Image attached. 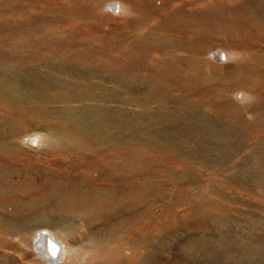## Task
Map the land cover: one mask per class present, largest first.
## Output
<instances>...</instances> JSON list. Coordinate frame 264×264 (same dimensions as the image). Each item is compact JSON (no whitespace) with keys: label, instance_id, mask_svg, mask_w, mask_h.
I'll return each instance as SVG.
<instances>
[{"label":"rangeland","instance_id":"374dc122","mask_svg":"<svg viewBox=\"0 0 264 264\" xmlns=\"http://www.w3.org/2000/svg\"><path fill=\"white\" fill-rule=\"evenodd\" d=\"M255 1L0 0V72L2 71L0 77H3L0 81L2 80L1 82L6 83L3 84L0 82V91H2L0 92V97L2 98H0V126L2 125L0 130L1 128L3 129V131H0V264H44L38 259L35 254L37 252L34 251L32 246L33 233L40 229L53 231L60 238L62 237V239H65L68 244L75 249L73 250L74 257H72V261L70 260V257H67V260L65 259V261H61L62 263L60 262V264H68L69 262V264H93L95 263L94 261L99 258V255L103 253L102 251L105 250V248L106 250L104 252L108 251L110 256H112V259L110 257L112 264H264V178H261L264 177V155L262 154L264 153V141H262V139L264 140V0ZM165 41L167 43H165ZM135 43H139L140 45ZM137 47L141 49H138ZM173 48L175 49L173 50ZM138 51H140V53ZM78 52H80V54ZM161 52H163V54H161ZM67 53L69 55H67ZM219 53H222V57L219 56ZM73 54H75V56H73ZM78 54L80 56L79 60L82 59L80 60L81 62L78 60ZM125 54L128 56L126 57ZM135 55L140 57L138 58ZM68 56L69 58H67ZM70 57H73L75 60L72 58L70 59ZM32 58L36 60L33 61ZM44 58L46 59V63L43 60ZM178 58L179 62H176ZM170 59H173V61H170ZM62 60L68 62L65 63ZM135 60H137V62ZM180 60H183V63H181L179 67L177 64L181 62ZM29 61L30 64H28ZM63 63H65L66 66ZM69 63L72 67L71 65L69 66ZM118 63L121 64L119 65ZM163 63H169V66L176 64L177 67L175 66L174 69L176 72L173 71L175 74H169L166 69V73L162 71L163 73L160 72L158 74L159 76L157 75L158 79L155 86H152V88L155 87L153 89L158 90V88L161 89L164 86L163 89H161L164 93L157 92L159 97H156V93H154V97L150 100V111H153L154 108L159 105H163L162 107L166 106L164 108V114L168 116L165 117L167 121L164 119L155 124L145 123V125H143L144 123H142L140 126L136 127L134 126L135 124L131 125V127L118 125L121 129L123 128L122 130L115 125V138L125 141V144L119 147L115 146V151L114 149L101 148V151L98 153L94 152L93 149L96 147L92 142L86 140V138L84 139L83 133L79 130L77 131L74 127L66 126L68 120L67 118H64V113H66V116L67 113H69L67 117L70 115H77L78 108L86 103H88V105L86 104L87 106L103 104L102 106L111 107L112 109L114 108L113 110H120L122 112L132 111L137 113L138 110V113H140L143 108L138 102H134L135 105L126 102L127 98L129 97L131 99L132 95L130 93L125 94L124 89L120 95L118 94V96H107L100 100L99 98L96 100L97 98L95 99L91 97L80 100L79 97H74V99L71 100H62L56 96L54 97L56 91L59 90V87L64 91L67 89L74 90V88L81 89L88 85L90 83L89 81H92L102 90L116 89L113 82L104 81L102 79L114 78V75L115 77H120L119 75L123 74L122 76H125L126 80L129 76H132V74L130 72L121 74L117 71L127 69L129 66L136 68L138 66H144L145 69H143V72L140 74L150 75V73L152 74L150 70H154L155 66H160ZM52 64L56 66L54 67ZM191 65L195 67H192V70ZM108 68L111 70L113 69L112 71L115 72L113 73ZM77 69L79 71H77ZM194 69L197 71H194ZM34 71L36 72L34 73ZM184 71L186 72L184 73ZM179 72H181V74H178ZM40 73L44 74L42 75ZM76 73H78V75H76ZM194 73L197 75L195 76ZM248 73L252 75L249 74V77L247 76ZM3 74H5V77ZM116 74L118 76H116ZM140 74H136V76H140ZM173 74L175 75L174 77L176 80H173L175 82H172L170 77H168V75L173 76ZM202 74L206 79L205 77H202ZM19 75L23 76L20 77ZM44 75H47V78H50L51 76V78L47 79ZM87 75L91 76L89 81L85 79ZM176 76H178L179 79ZM221 76L226 77H223L222 79ZM11 78L12 82L10 81ZM187 78L191 79L188 81ZM193 78L197 79L194 80ZM44 79H47V81ZM71 79H74L75 82L73 80L71 81ZM254 79L256 80L254 81ZM43 80L47 83L44 85L49 86L46 91L49 95L48 100H45L44 94H41L40 91L37 90V87H35L38 85V81L39 83H43ZM55 81H57V83ZM136 81L138 80H135V82ZM256 81L258 84H256ZM14 83H16V85ZM8 84L12 89L8 87ZM128 84L131 83L129 82ZM253 84H255V86ZM191 85H194V87H191ZM160 86L162 87L160 88ZM213 86L214 88L217 86V90L214 89ZM189 87L191 91L188 90ZM183 89L184 91H182ZM200 89H202V91ZM219 89L220 92L223 91L226 94V97L223 92L220 94ZM25 90H28V93ZM52 90L54 91L52 92ZM186 91H189L190 93ZM236 91H239V93L234 96ZM34 92L37 95L39 94L38 97L41 96L40 99ZM241 92L246 93L245 99L242 97ZM169 95H171V98ZM189 95L191 96L190 100H188ZM210 95L214 97L212 98ZM222 95L223 99H221ZM186 96L188 98H186ZM6 97L8 99L11 98L10 100L12 102L7 104L8 101ZM31 97L34 98L31 99ZM172 97L175 100L177 97L179 99L176 101L174 99L171 100ZM206 97L207 100H205ZM208 97L210 98L208 99ZM194 98L199 99H196L195 101ZM118 99L122 101L119 102ZM38 100H42L40 101L41 103ZM164 100L168 102H165ZM208 100L213 101L211 102ZM227 100L230 103L226 102ZM29 101L30 103H28ZM174 101L175 103H173ZM189 102L191 104L193 103L192 105L194 106ZM221 102H223V104ZM14 103H17L18 105L21 103V106ZM205 104L208 107H206ZM224 104L227 106H224ZM254 104L255 106H253ZM31 105L34 108L42 107V113L38 116L35 114L32 115L31 112L28 114L27 112L25 113L26 110L33 108ZM35 105L37 106L35 107ZM120 105L121 107L119 108ZM184 105L187 106V108ZM209 105L212 107H209ZM3 106L6 107V109L3 108ZM9 106H11V109ZM59 106L63 107H60L61 109H59ZM226 107L227 110H225ZM230 107L231 110H229ZM21 108L23 110H21ZM167 109L170 110L168 111ZM191 109H194L195 111ZM6 110L7 112H5ZM66 110H68V112ZM196 110L198 112H196ZM61 111L63 112L61 113ZM219 111L221 112L219 113ZM232 111L236 115L233 114ZM45 112L46 114H44ZM158 112L161 113L160 111L153 113ZM252 112L257 114H253ZM188 113L191 117H189ZM195 113H198V115ZM201 114H204V117H202ZM16 115L20 117L18 118ZM59 115L61 116L59 117ZM175 115L179 119H175ZM229 115L230 117L232 116L231 118L233 120L230 121ZM7 116L9 117L7 118ZM46 116L48 117L46 118ZM214 116H217L218 118L216 119ZM57 117H59V119ZM227 118L229 119L227 120ZM11 119L12 122L10 121ZM15 120L18 121L15 122ZM188 120H191V124ZM222 120L223 122H221ZM246 120L249 122H246ZM219 121L220 123H218ZM250 121H252V123ZM4 122L5 124H2ZM53 122L54 124H51ZM211 122L214 123L216 129ZM243 122H246V124ZM254 122L255 124H253ZM94 124L99 126L102 123ZM199 124L202 125V127ZM220 125H223L222 129H219L221 128ZM232 125L234 126L232 127ZM4 126L5 128H3ZM181 126L184 127L182 128ZM231 127L232 129H235L232 130ZM142 128L144 130H141ZM192 128L195 131H193ZM240 130H242V133H240ZM86 131L89 130L86 129ZM158 131H160L161 134ZM9 132H11V135H8L10 134ZM189 132L193 134L190 135ZM230 132L232 133L230 134ZM31 133L45 135L43 141L38 145L39 147L34 146L33 148V145L28 141L31 145L30 147L21 139H25L26 136ZM86 133L87 132H85V134ZM133 133H135V135ZM136 134L138 135L136 136ZM242 135L244 137L246 136V139ZM250 135L252 136L250 137ZM203 136H206L207 139ZM210 136L211 138H209ZM221 136H223V138ZM196 137L198 139H196ZM151 138H156L154 143L152 142L154 139L151 140ZM201 138H203V140ZM238 138L241 139L239 140ZM210 139L213 144L211 141L209 142ZM227 139H231L230 142L232 143ZM84 140L86 141L84 142ZM220 140H222L223 143H221ZM86 142H88L89 145H87ZM75 143L76 145H74ZM126 143H128L129 146ZM254 143L256 145H254ZM82 145H87L88 147ZM91 145L95 148L93 147L92 149V147H90ZM146 145L149 146L147 147ZM237 147H239V150ZM126 149L127 151H124ZM153 149L154 152L151 151ZM128 150H130V152ZM132 150H134L135 153ZM158 150H160V153ZM165 150L168 155H166ZM211 150H213V152ZM121 151L124 152L122 153ZM257 151L258 153L262 152L260 153L262 156L258 154ZM219 153H222L223 155H220ZM227 153L228 155H225ZM98 154H100L101 157ZM207 154H209V156ZM131 156L133 158H130ZM241 156L242 158H240ZM249 157H252L253 159ZM216 158L218 159L216 160ZM262 158L263 161L260 160ZM220 159L224 161L222 162ZM122 160L126 161L124 162L126 164H124ZM252 161H255L254 165ZM248 162L254 167H246V164L249 165ZM105 163L107 165L104 166ZM129 163L132 164L130 165ZM211 163L213 164L211 165ZM119 164L120 166H118ZM233 164H235V167ZM148 166L149 168H147ZM221 166L223 168H221ZM129 167H131V169ZM245 167L247 169H245ZM251 168L252 171L248 170ZM231 169L235 172L230 171ZM253 169L258 171L255 172ZM137 170L142 173L140 174ZM146 170L148 171L145 173ZM242 170L244 171L242 172ZM245 171L246 173H244ZM245 174L247 175L245 176ZM127 175L132 177H127ZM140 175L142 176L141 178ZM229 176H232V179L229 178ZM129 179H132L131 182ZM233 179L237 183L234 182ZM123 180H125V182H123ZM243 180H245L246 185ZM252 181L253 183H251ZM241 187H243L244 190L243 188L241 189ZM79 197L82 198L80 199ZM135 197L137 199H135ZM90 199L93 200L91 201ZM87 202H89V204ZM225 208H227L228 212ZM62 235L65 238H63ZM14 238L15 240H13ZM98 242L100 243V246L102 244V249L97 248L96 243ZM107 248L109 249L107 250ZM102 258L103 257L100 259ZM66 261L68 262L66 263Z\"/></svg>","mask_w":264,"mask_h":264},{"label":"bare ground","instance_id":"6f19581e","mask_svg":"<svg viewBox=\"0 0 264 264\" xmlns=\"http://www.w3.org/2000/svg\"><path fill=\"white\" fill-rule=\"evenodd\" d=\"M255 1V0H254ZM258 1V0H257ZM256 2V1H255ZM66 3V2H65ZM117 5V4H116ZM259 5V4H258ZM112 6V5H111ZM113 7V6H112ZM124 7V6H123ZM261 7V6H260ZM114 8V7H113ZM116 8V7H115ZM118 9V8H117ZM260 9V8H259ZM113 10V9H112ZM125 10V9H124ZM116 12V11H115ZM113 13H114V11H113ZM117 13V12H116ZM172 27V26H171ZM174 28V27H173ZM264 28V27H263ZM176 30V29H175ZM145 39V38H144ZM152 40V39H151ZM137 41V40H136ZM135 41V42H136ZM144 41V40H143ZM170 41V40H169ZM178 41V40H177ZM134 42V41H133ZM145 42V41H144ZM141 43V42H140ZM154 43H155V41H154ZM157 43V42H156ZM159 43V42H158ZM165 43H167L166 41H165ZM131 44H133V43H131ZM135 44H137V45H140L139 43H135ZM147 44V43H146ZM146 44H145V46H146ZM178 44V43H177ZM130 45V44H129ZM155 45V44H154ZM159 45V44H158ZM158 45H157V47H158ZM167 45V44H166ZM120 46V45H119ZM127 46V45H126ZM153 46V45H152ZM156 46V45H155ZM160 46V45H159ZM118 47V46H117ZM132 47H134V46H132ZM154 47V46H153ZM125 48V47H124ZM138 48V47H137ZM148 48V47H147ZM150 48H152V47H150ZM156 48V47H155ZM160 48V47H159ZM85 49V48H84ZM132 49V48H131ZM138 49H141V48H138ZM158 49V48H157ZM169 49V48H168ZM167 49V50H168ZM175 48H173V50H174ZM88 50H89V48H88ZM92 50V49H91ZM90 50V51H91ZM133 50H135V49H133ZM145 50V49H144ZM172 50V49H171ZM82 51V50H81ZM87 51V50H86ZM136 51V50H135ZM156 51V50H155ZM177 51V50H176ZM89 52V51H88ZM127 52V51H126ZM130 52V51H129ZM139 53H140V51H138ZM137 52V53H138ZM158 52H159V50H158ZM222 52V51H221ZM79 54H80V52H78ZM112 53V52H111ZM122 53V52H121ZM142 53V52H141ZM170 53V52H169ZM77 54V53H76ZM79 54L77 55L78 56V60H79ZM93 54V53H92ZM115 54V53H114ZM124 54V53H123ZM133 54V53H132ZM150 54V53H149ZM148 54V55H149ZM161 54H163V52H161ZM173 54V53H172ZM220 54V53H219ZM223 54H224V52H223ZM60 55V54H59ZM67 55H69L68 53H67ZM71 55V54H70ZM86 55V54H85ZM90 55V54H89ZM113 55V54H112ZM122 55V54H121ZM126 55V57L128 56L127 54H125ZM131 55V54H130ZM134 55V54H133ZM132 55V56H133ZM142 55H143V53H142ZM176 55V54H175ZM222 55V53L219 55V56H221ZM65 56V55H64ZM73 56H75V54H73ZM119 56H120V53H119ZM123 56V55H122ZM131 56V57H132ZM136 57H138V55H135ZM169 56V55H168ZM194 56V55H193ZM226 56V55H225ZM17 57V56H16ZM36 57V56H35ZM42 57V56H41ZM47 57V56H46ZM63 57V56H62ZM61 57V58H62ZM84 57H86V56H84ZM116 57V56H115ZM130 57V56H129ZM140 57V56H139ZM138 57V58H139ZM172 57V56H171ZM170 57V58H171ZM176 57V56H175ZM179 57V56H178ZM183 57V56H182ZM222 57V56H221ZM34 58V57H33ZM32 58V59H33ZM36 58H38V57H36ZM50 58V57H49ZM66 58V57H65ZM64 58V59H65ZM67 58H69V56L67 57ZM73 59V57H70V59ZM77 58V57H76ZM173 58H174V56H173ZM184 58V57H183ZM191 58V57H190ZM218 58V57H217ZM16 59V58H15ZM54 59V58H53ZM70 59H69V61H70ZM114 59V58H113ZM121 59H122V57H121ZM177 59V58H176ZM175 59V60H176ZM180 59H182V58H180ZM185 59V58H184ZM183 59V60H184ZM187 59V58H186ZM219 59V58H218ZM36 60V59H35ZM34 59H33V61H35ZM44 61L46 60L45 58L43 59ZM73 60H75V59H73ZM80 60H82V59H80ZM79 60V61H80ZM126 60V59H125ZM134 60V59H133ZM163 60H165V59H163ZM163 60H161V61H163ZM167 60H169V59H167ZM182 60V61H183ZM187 60H189V59H187ZM197 60V59H196ZM8 61V60H7ZM24 61V60H23ZM22 61V62H23ZM41 61V60H40ZM39 61V62H40ZM50 61V60H49ZM49 61H47V62H49ZM54 61V60H53ZM59 61V60H58ZM57 61V62H58ZM63 61V60H62ZM62 61H61V63H62ZM96 61V60H95ZM98 61V60H97ZM108 61H109V59H108ZM128 61H129V59H128ZM127 61V62H128ZM136 62H137V60H135ZM138 61H140V60H138ZM170 61H173V59L171 60L170 59ZM169 61V62H170ZM181 61V60H180ZM180 62L179 64H177V65H179V67H180V64L181 63H183V62ZM37 62V61H36ZM56 62V63H57ZM63 62H65V61H63ZM66 62H68V61H66ZM65 62V63H66ZM72 62V61H71ZM81 62V61H80ZM86 62H88V61H86ZM85 62V63H86ZM99 62V61H98ZM118 62V61H117ZM160 62V61H159ZM158 62V63H159ZM164 62V61H163ZM176 62H179V58H178V60L176 61ZM192 62V61H191ZM191 62H190V64H191ZM8 63V62H7ZM19 63V62H18ZM24 63V62H23ZM22 63V64H23ZM25 63H27V62H25ZM32 63V62H31ZM45 63H46V61H45ZM65 63H63L64 65H65ZM107 63V62H106ZM113 63V62H112ZM115 63V62H114ZM122 63V62H121ZM120 63V64H121ZM133 63V62H132ZM131 63V64H132ZM148 63V62H147ZM157 63V64H158ZM160 63H162V62H160ZM174 63V62H173ZM186 63V62H185ZM193 63H194V61H193ZM198 63V62H197ZM201 63V62H200ZM13 64V63H12ZM28 64H30V61H29V63ZM42 64H44V63H42ZM57 64H59V63H57ZM76 64H77V62H76ZM87 64V63H86ZM102 64V63H101ZM108 64V63H107ZM119 64V63H118ZM119 64V65H120ZM129 64V63H128ZM152 64V63H151ZM187 64V63H186ZM189 64V63H188ZM195 64H196V62H195ZM32 65V64H31ZM52 65H54V64H52ZM60 65V64H59ZM71 64L69 63V66H70ZM73 65H74V63H73ZM80 65V64H79ZM85 65V64H84ZM105 65V64H104ZM135 65V64H134ZM192 65H194V64H192ZM191 65V70L193 69V68H195V67H193ZM15 66H17V65H15ZM14 66V67H15ZM22 66V65H21ZM27 66H29V65H27ZM49 66V65H48ZM56 65H54V67H55ZM66 66V65H65ZM67 66H68V64H67ZM77 66V65H76ZM81 66V65H80ZM96 66V65H95ZM103 66V65H102ZM122 66V65H121ZM123 66H124V64H123ZM127 66V65H126ZM175 66H176V64L174 65L173 64V66H169V63H163V64H161L160 66H155V69L154 70H150L151 72H152V74L150 73V75H141L140 73L141 72H143V69H145L144 68V66H138L137 68L136 67H128L127 69H122V70H119V71H117L118 73H131L132 74V76H129V78L128 79H126L125 80V76H122V75H119L120 77H115V75L114 74H109V75H114V78L112 77V78H110V79H102V80H104V81H110V82H113L115 85V87H116V89H111V90H102L101 88H99L95 83H93L92 81H89V78H91V76H88L87 75V77L85 78L86 80H88L89 82V84L88 85H86V86H84L83 88H81V89H76V88H74V90H66V91H64V90H62V89H60V87H59V90H57L56 91V94L54 95V97L56 96V97H58L59 99H62V100H67V99H74V97H79V100L80 99H84V98H97L96 100H98V98H99V100L100 99H103V98H105V97H107V96H115V95H117L118 96V94L120 95V93L121 92H123V89H124V93L126 94V93H130L131 95H132V97H131V99L129 98H127V101L126 102H129V103H131V104H134V102L136 103V102H138V104L140 105V106H142V108H143V110H142V112H140V113H138V110H137V113H135V112H122V111H120L119 110V108L121 107V105L119 106V108H118V110L119 111H116V110H113L111 107H105V106H102L103 104H101V105H97V106H87L88 105V103H86L85 105H81L79 108H78V113H77V115L75 114V115H70L69 117H67L68 115H69V113H67V116H66V113H64V118H67V120H68V124L66 125V126H71V127H74L77 131L79 130L81 133H83L84 135H83V137H84V139L86 138V140H90L91 142H92V144L96 147H94L93 145H91L90 147H92V149H93V147L95 148V149H93L94 150V152H99V151H101V148H106V149H114V147L116 146H121V145H124L125 143V141H123V140H121V139H117V138H115V125H120V126H123V127H126V126H130L131 127V125H133V124H135L134 126L136 127V126H140L142 123H144L143 125H145V123H147V124H155V123H157V122H160V121H162V120H164L165 119V117H168L167 115H165L164 114V112H165V110H164V108L166 107L165 105L167 104H165L164 106L165 107H162L161 105H159V106H157V107H155L154 108V110L153 111H150V100L154 97V93H156V97H159L158 96V93L157 92H163L161 89H163V87L162 86H160V88L161 89H159L158 88V90H154L153 88H155V87H153L152 88V86H155V83H156V81H157V79H158V74L160 73V72H165V70L167 69L168 70V72H169V74H172V73H174V72H176V71H174V69H175ZM184 66V65H183ZM188 66V65H187ZM196 66H197V64H196ZM33 67H35V66H33ZM32 67V68H33ZM46 67V66H45ZM49 67H51V66H49ZM60 67V66H59ZM64 67V66H63ZM71 67H72V65H71ZM70 67V68H71ZM81 67H83V66H81ZM98 67H99V65H98ZM97 67V68H98ZM105 67V66H104ZM115 67V66H114ZM120 67V66H119ZM118 67V68H119ZM154 67V66H153ZM177 67V66H176ZM190 67V66H189ZM193 67V68H192ZM8 68V67H7ZM17 68V67H16ZM15 68V69H16ZM22 68V67H21ZM28 68V67H27ZM51 68H53V67H51ZM57 68V67H56ZM67 68V67H66ZM69 68V67H68ZM78 68V67H77ZM100 68V67H99ZM98 68V69H99ZM113 68V67H112ZM146 68H147V65H146ZM183 68V67H182ZM199 68V67H198ZM238 68V67H237ZM9 69V68H8ZM7 69V70H8ZM35 69V68H34ZM38 69V68H37ZM46 69V68H45ZM49 69V68H48ZM80 69V68H79ZM85 69H86V67H85ZM108 69H110V68H108ZM148 69H149V67H148ZM180 69V68H179ZM184 69V68H183ZM182 69V70H183ZM242 69V68H241ZM240 69V70H241ZM30 70H32V69H30ZM50 70V69H49ZM53 70V69H52ZM51 70V71H52ZM57 70V69H56ZM62 70V69H61ZM65 70V69H64ZM68 70V69H67ZM71 70V69H70ZM75 70H76V68H75ZM75 70H74V72H75ZM111 70V69H110ZM113 70V69H112ZM111 70V71H112ZM115 70V69H114ZM187 70V69H186ZM190 70V71H191ZM202 70V69H201ZM256 70V69H255ZM255 70H254V72H255ZM10 71V70H9ZM17 71V70H16ZM16 71H15V73H16ZM38 71V70H37ZM46 71H48V70H46ZM46 71H45V73H46ZM77 71H79L78 69H77ZM84 71V70H83ZM95 71V70H94ZM103 71H104V69H103ZM174 71V72H173ZM188 71V70H187ZM189 71V72H190ZM194 71H197V70H195L194 69ZM199 71V70H198ZM242 71H245V70H242ZM242 71H241V73H242ZM12 72V71H11ZM19 72H21V71H19ZM23 72H24V70H23ZM36 71H34V73H35ZM39 72V71H38ZM37 72V73H38ZM41 72V71H40ZM68 72V71H67ZM96 72V71H95ZM113 72V71H112ZM115 72V71H114ZM113 72V73H114ZM144 72H145V70H144ZM162 72V73H163ZM178 72V71H177ZM182 72V71H181ZM181 72H179L178 74H181ZM186 71H184V73H185ZM200 72V71H199ZM238 72V71H237ZM0 73H2V71L0 72ZM27 73V72H26ZM29 73V72H28ZM49 73V72H48ZM47 73V74H48ZM66 73V72H65ZM73 73V72H72ZM85 73V72H84ZM97 73V72H96ZM95 73V74H96ZM108 73V72H107ZM166 73V72H165ZM203 73V72H202ZM17 74H19V73H17ZM30 74V73H29ZM32 74V73H31ZM40 74H42V73H40ZM39 74V75H40ZM44 74V73H43ZM42 74V75H43ZM53 74V73H52ZM69 74H70V72H69ZM83 74V73H82ZM105 74V73H104ZM136 74H140V76H136ZM175 74V73H174ZM173 74V76H169L168 75V77H170V80L172 81V82H175V81H173V80H176L175 79V75ZM244 74V73H243ZM249 74L250 73H248V75L247 76H249ZM2 75V74H1ZM4 75V77H5V74H3ZM33 75H35V74H33ZM37 75V74H36ZM51 75V74H50ZM60 75V74H59ZM62 75V74H61ZM76 75H78V73H76ZM158 75V76H157ZM185 75V74H184ZM183 75V76H184ZM188 75V74H187ZM186 75V76H187ZM189 75H190V73H189ZM194 75H195V73H194ZM197 75V74H196ZM195 75V76H196ZM203 75V74H202ZM245 75V74H244ZM250 75H252V74H250ZM12 76V75H11ZM20 76V75H19ZM23 76V75H22ZM22 76H20V77H22ZM38 76V75H37ZM41 76V75H40ZM45 76V75H44ZM47 76V75H46ZM45 76V77H46ZM48 76H49V74H48ZM52 76V75H51ZM51 76H50V78H51ZM72 76V75H71ZM70 76V77H71ZM74 76V75H73ZM104 76V75H103ZM116 76H118L117 74H116ZM163 76V75H162ZM179 76V75H178ZM178 76H176L178 79H179V77ZM182 76V75H181ZM228 76V75H227ZM39 77V76H38ZM43 77V76H42ZM75 77V76H74ZM128 77V76H127ZM164 77V76H163ZM192 77H194V76H192ZM202 77H205L204 75L202 76ZM222 77V76H221ZM224 77V76H223ZM223 77H222V79H223ZM226 77V76H225ZM224 77V78H225ZM245 77V76H244ZM250 77V76H249ZM3 78V77H2ZM1 77H0V79H2ZM13 78V77H12ZM12 78L10 79V81L12 80ZM15 78V77H14ZM17 78V77H16ZM47 78V77H46ZM49 78V77H48ZM47 78V79H48ZM49 78V79H50ZM186 78V77H185ZM198 78H199V76H198ZM220 78V77H219ZM4 79H6V78H4ZM9 79V78H8ZM47 79H44V80H46L47 81ZM75 79H77V78H75ZM165 79H166V77H165ZM168 79V78H167ZM183 79V78H182ZM189 79H191V78H187V80L189 81ZM194 79V78H193ZM193 79H192V81H193ZM197 79V78H196ZM196 79H194V80H196ZM205 79H206V77H205ZM208 79V78H207ZM214 79H218V78H214ZM213 79V80H214ZM16 80V79H15ZM15 80H14V82H15ZM28 80V79H27ZM32 80H33V78H32ZM44 80H43V83H39V81H38V85L37 86H35V87H37V90L38 91H40V93L42 94H44V96H45V100H48V98H49V95L47 94V88L49 87V86H47V85H44V84H47L46 82H44ZM52 80H54V79H52ZM62 80H63V78H62ZM74 81V79H71V81ZM84 80V79H83ZM135 80H138V81H136L135 82ZM160 80V79H159ZM158 80V81H159ZM163 80V79H162ZM181 80V79H180ZM199 80H201V79H199ZM204 80V79H203ZM256 79H254V81H255ZM2 81V80H1ZM0 81V82H1ZM6 81V80H5ZM8 81V80H7ZM18 81H19V79H18ZM21 81V80H20ZM37 81V80H36ZM51 81V80H50ZM58 81V80H57ZM57 81H55L56 83H57ZM85 81V80H84ZM164 81V80H163ZM184 81V80H183ZM191 81V82H192ZM211 81V80H210ZM243 81V80H242ZM12 82V81H11ZM30 82V81H29ZM28 82V83H29ZM54 82V81H53ZM70 82V81H69ZM75 82V81H74ZM130 82L131 84H128V83ZM159 82H161V81H159ZM158 82V83H159ZM170 82V81H169ZM187 82V81H186ZM194 82V81H193ZM208 82V81H207ZM217 82V81H216ZM1 83H3V84H6V83H4V82H1ZM21 83V82H20ZM31 83V82H30ZM50 83V82H49ZM52 83V82H51ZM64 83V82H63ZM66 83V82H65ZM84 83V82H83ZM97 83V82H96ZM112 83V84H113ZM161 83H163V82H161ZM184 83V82H183ZM203 84H205L204 82H202ZM201 83V84H202ZM219 83V82H218ZM255 83V82H254ZM10 84V83H9ZM8 84V87L10 86ZM15 85H16V83H14ZM35 84V83H34ZM37 84V83H36ZM67 84V83H66ZM65 84V85H66ZM78 84V83H77ZM80 84V83H79ZM110 84V83H109ZM112 84H111V86H112ZM166 84V83H165ZM174 84V83H173ZM172 84V85H173ZM186 84V83H185ZM184 84V85H185ZM188 84V83H187ZM191 84V83H190ZM193 84H195V83H193ZM196 84H197V81H196ZM199 84H200V82H199ZM210 84V83H209ZM250 84H252V83H250ZM256 84H258L257 83V81H256ZM52 85V84H51ZM100 85V84H99ZM159 85H160V83H159ZM176 85V84H175ZM211 85V84H210ZM216 85V84H215ZM254 86H255V84H253ZM12 86H14V85H12ZM18 86V85H17ZM28 86V85H27ZM29 86H30V84H29ZM53 86V85H52ZM51 86V87H52ZM157 86V85H156ZM170 86V85H169ZM169 86H167V87H169ZM188 86V85H187ZM201 86V85H200ZM220 86V85H219ZM218 86V87H219ZM258 86V85H257ZM19 87V86H18ZM25 87V86H24ZM31 87V86H30ZM76 87V86H75ZM101 87V86H100ZM106 87V86H105ZM174 87V86H173ZM179 87V86H178ZM191 87H194V85H191ZM204 87V86H203ZM212 87V86H211ZM217 87V86H216ZM216 87L214 88V86H213V88L214 89H216ZM9 88H11V87H9ZM56 88V87H55ZM112 88V87H111ZM157 88V87H156ZM206 88V87H205ZM205 88H202V89H205ZM210 88V87H209ZM219 88H221V87H219ZM0 89H1V87H0ZM2 89H4V88H2ZM12 89V88H11ZM52 89H53V87H52ZM57 89V88H56ZM55 89V90H56ZM107 89V88H106ZM169 89V88H168ZM171 89V88H170ZM187 89V88H186ZM185 89V90H186ZM194 89V88H193ZM195 89H197V88H195ZM198 89H199V87H198ZM202 89H200L201 91H202ZM211 89V88H210ZM256 89V88H255ZM254 89V90H255ZM6 90V89H5ZM35 90V89H34ZM172 90V89H171ZM175 90V89H174ZM179 90H180V88H179ZM188 90L189 91H191L190 90V87L188 88ZM213 90V89H212ZM217 90V89H216ZM216 90H214V91H216ZM222 90V89H221ZM258 90H259V88H258ZM18 91V90H17ZM26 91V90H25ZM24 91V92H25ZM28 91V90H27ZM26 91V92H27ZM32 91V90H31ZM54 90H52V92H53ZM177 91H178V88H177ZM182 91H184V89L182 90ZM189 91H186V92H189ZM209 92H211L210 90H208ZM252 91V90H251ZM0 92H2V91H0ZM14 92V91H13ZM29 92H30V89H29ZM169 92V91H168ZM174 92V91H173ZM194 92V91H193ZM200 92V91H199ZM208 92V93H209ZM219 92H220V89H219ZM223 92V91H222ZM222 92H220V94L222 93ZM226 92V91H225ZM255 92V91H254ZM257 92V91H256ZM28 93V92H27ZM33 93V92H32ZM35 93V92H34ZM39 93V92H38ZM164 93V92H163ZM170 93V92H169ZM190 93V92H189ZM194 93H196V92H194ZM204 93H205V91H204ZM208 93H206V94H208ZM214 93V92H213ZM224 93V92H223ZM239 93V91H236L235 93H234V96H236L237 94ZM242 93V97L245 99V97H246V93L244 92H241ZM36 94V93H35ZM40 94V95H41ZM49 94H50V92H49ZM129 94V95H130ZM171 94V93H170ZM174 94V93H173ZM176 94V93H175ZM180 94V93H179ZM185 94V93H184ZM201 94V93H200ZM199 94V95H200ZM203 94V93H202ZM212 94V93H211ZM220 94H218V95H220ZM225 94V93H224ZM223 94V95H224ZM29 95H31V94H29ZM29 95H27V96H29ZM39 95V94H38ZM38 95L36 94V96L38 97ZM51 95V94H50ZM123 95V94H122ZM122 95H121V97H122ZM130 95V96H131ZM162 95V94H161ZM187 95V94H186ZM193 95V94H192ZM196 95V94H195ZM195 95H194V97H195ZM198 95V94H197ZM213 95V94H212ZM217 95V94H216ZM215 95V96H216ZM223 95H222V98L221 99H223ZM248 95H249V93H248ZM258 95V94H257ZM2 96V95H1ZM34 96V95H33ZM36 96H35V98H36ZM43 96V97H44ZM124 96V95H123ZM168 96V95H167ZM166 96V97H167ZM171 95H169V97H170ZM178 96V95H177ZM182 96V95H181ZM180 96V97H181ZM208 96V95H207ZM211 96V95H210ZM221 96V95H220ZM3 97V96H2ZM10 97V96H9ZM41 97V96H40ZM40 97H38L39 99H40ZM51 97V96H50ZM126 97V96H125ZM176 97V96H175ZM189 97V99L188 100H190L191 99V96L189 95L188 96ZM187 96H186V98H188ZM193 97V96H192ZM199 97V96H198ZM212 98L214 97V96H211ZM225 97H226V94H225ZM249 97V96H248ZM1 98V97H0ZM5 98V97H4ZM29 98V97H28ZM27 98V99H28ZM32 98H34V97H31V99ZM112 98V97H111ZM114 98V97H113ZM171 98V97H170ZM182 98H184V97H182ZM201 98V97H200ZM210 97H208V99H209ZM2 99V98H1ZM6 99H7V104H9L10 102H12L10 99H8L7 97H6ZM21 99H22V97H21ZM94 99V100H95ZM108 99V98H107ZM116 99V98H115ZM122 99V98H121ZM123 99H124V97H123ZM167 99V98H166ZM174 98L172 97V99L171 100H173ZM179 98L177 97V99L176 100H178ZM197 99V98H196ZM196 99L194 98V100L196 101ZM199 99V98H198ZM197 99V100H198ZM202 99V98H201ZM205 99V98H204ZM227 99V98H226ZM5 100V99H4ZM26 100V99H25ZM29 100V99H28ZM35 100V99H34ZM37 100V99H36ZM51 100V99H50ZM49 100V101H50ZM57 100V99H56ZM119 100V99H118ZM168 100V99H167ZM175 100V99H174ZM175 100V101H176ZM186 100V99H185ZM193 100V101H194ZM203 100V99H202ZM205 100H207V97H206V99ZM217 100V99H216ZM219 100V99H218ZM225 100V99H224ZM2 101V100H1ZM6 101V100H5ZM17 101V100H16ZM39 101V100H38ZM40 101H42V100H40ZM39 101V102H40ZM49 101H46V102H49ZM53 101H55V100H53ZM52 101V102H53ZM59 101V100H58ZM101 101H103V100H101ZM106 101V100H105ZM122 101V100H121ZM120 100H119V102H121ZM161 101V100H160ZM165 101V100H164ZM169 101V100H168ZM168 101H165V102H168ZM175 101L173 102V103H175ZM182 101V100H181ZM184 101V100H183ZM194 101V102H195ZM208 101H211V100H208ZM213 101V100H212ZM211 101V102H212ZM15 102V101H14ZM25 102V101H24ZM35 102V101H34ZM61 102V101H60ZM64 102V101H63ZM96 102V101H95ZM111 102V101H110ZM113 102H114V100H113ZM152 102V101H151ZM169 102H171V101H169ZM185 102V101H184ZM183 102V103H184ZM197 102H199V101H197ZM203 102V101H202ZM226 102H229L228 100L226 101ZM1 103V102H0ZM26 103V102H25ZM28 103H30V101L28 102ZM32 103V102H31ZM36 103H37V101H36ZM41 103V102H40ZM45 103V102H44ZM57 103V102H56ZM65 103V102H64ZM100 103V102H99ZM102 103H104V102H102ZM115 103H116V101H115ZM117 103H118V101H117ZM161 103V102H160ZM177 103V102H176ZM180 103V102H179ZM182 103V104H183ZM190 103V102H189ZM217 103V102H216ZM222 104H223V102H221ZM230 103V102H229ZM228 103V104H229ZM258 103V102H257ZM3 104H4V102H3ZM6 104V103H5ZM6 104V105H7ZM14 104H17V103H14ZM39 104V103H38ZM106 104H107V102H106ZM125 104V103H124ZM170 104V103H169ZM191 104V103H190ZM193 104V103H192ZM191 104V105H192ZM207 104V103H206ZM206 104H205V106H206ZM210 104H212V103H210ZM214 104V103H213ZM221 104V105H222ZM18 105V104H17ZM33 105H34V103H33ZM45 105V104H44ZM49 105H51V104H49ZM66 105V104H65ZM65 105H64V107H65ZM112 105V104H111ZM115 105V104H114ZM118 105H119V103H118ZM135 105V104H134ZM195 105H196V103H195ZM198 105V104H197ZM208 105V104H207ZM220 105V104H219ZM226 104H224V106H225ZM259 105V104H258ZM12 106V105H11ZM11 106H9V108L11 107ZM18 106H21V103H20V105H18ZM27 106V105H26ZM32 106V105H31ZM37 105H35V107H36ZM54 106V105H53ZM154 106V105H153ZM174 106V105H173ZM180 106V105H179ZM185 106V105H184ZM183 106V107H184ZM192 106H194V105H192ZM199 106V105H198ZM197 106V107H198ZM202 106H203V104H202ZM201 106V107H202ZM211 105H209V107H210ZM217 106H218V104H217ZM223 106V105H222ZM227 106V105H226ZM253 106H255V104L253 105ZM7 107H8V105H7ZM15 107V106H14ZM14 107H12V108H14ZM24 107V106H23ZM33 107V106H32ZM32 107H30V108H32ZM44 107V106H43ZM61 106H59V109H61L60 108ZM71 107V106H70ZM182 107V108H183ZM186 108H187V106H185ZM190 107V106H189ZM206 107H208V106H206ZM212 107V106H211ZM232 107V106H231ZM231 107L229 108V110H231ZM243 107V106H242ZM241 107V108H242ZM247 107H248V105H247ZM3 108H5L6 109V107H4L3 106ZM8 108V109H9ZM18 108V107H17ZM28 108V107H27ZM34 108V107H33ZM30 109V110H26L25 111V113L27 112V114L29 113V112H31L32 113V115L33 114H35V115H40L41 113H42V107L41 108H34V109ZM49 108V107H48ZM52 108V107H51ZM50 108V109H51ZM56 108V107H55ZM167 108H168V106H167ZM173 108H175V107H173ZM178 108V107H177ZM185 108V109H186ZM233 108H234V106H233ZM232 108V109H233ZM236 108V107H235ZM254 108V107H253ZM11 109V108H10ZM19 109V108H18ZM17 109V110H18ZM45 109H46V107H45ZM123 109V108H122ZM214 109V108H213ZM217 109V108H216ZM220 109V108H219ZM218 109V110H219ZM224 109V108H223ZM244 109V108H243ZM252 109V108H251ZM261 109V108H260ZM1 110H2V108H1ZM14 110V109H13ZM21 110H23L22 108H21ZM44 110V109H43ZM49 110V109H48ZM48 110H45V111H48ZM71 110H72V108H71ZM168 110V109H167ZM170 110V109H169ZM168 110V111H169ZM173 110H175V109H173ZM191 110H194V109H191ZM201 110V109H200ZM221 110H222V108H221ZM225 110H227V107H226V109ZM236 110V109H235ZM9 111V110H8ZM11 111V110H10ZM15 111V110H14ZM67 112H68V110H66ZM157 111H160L161 113H153V112H157ZM172 111V110H171ZM170 111V112H171ZM177 111H178V109H177ZM179 111H181V110H179ZM195 111V110H194ZM202 111H204V110H202ZM201 111V112H202ZM217 111V110H216ZM236 111H238V110H236ZM245 111V110H244ZM5 112H7V110L5 111ZM16 112V111H15ZM21 112V111H20ZM20 112H19V114H20ZM63 111H61V113H62ZM74 112V111H73ZM173 112V111H172ZM176 112V111H175ZM187 112V111H186ZM192 112V111H191ZM196 112H198L197 110H196ZM221 111H219V113H220ZM226 112H228V111H226ZM14 113V112H13ZM18 113V112H17ZM16 113V114H17ZM23 113H24V111H23ZM49 113H52V112H49ZM60 113V112H59ZM124 113H127V114H124ZM179 113V112H178ZM184 113H185V111H184ZM215 113V112H214ZM232 113L233 114H235L233 111H232ZM231 113V114H232ZM253 113V112H252ZM5 114V113H4ZM26 114V115H27ZM44 114H46V112L44 113ZM89 114H90V116H91V118H90V116H89ZM152 114H156V115H152ZM171 114V113H170ZM180 114V113H179ZM192 114V113H191ZM195 114H197L198 115V113H195ZM194 114V115H195ZM213 114V113H212ZM216 114V113H215ZM227 114H229V113H227ZM230 114V115H231ZM233 114H232V116H233ZM241 114V113H240ZM253 114H257V113H253ZM261 114V113H260ZM2 115V114H1ZM9 115H10V113H9ZM31 115V116H32ZM188 115H189V113H188ZM196 115V116H197ZM204 115V114H203ZM202 114H201V116L202 117H204ZM218 115V114H217ZM224 115H225V112H224ZM230 115H229V118H230V121L231 120H233L231 117H230ZM236 115V114H235ZM234 115V116H235ZM16 116H18V115H16ZM43 116V115H42ZM55 116H56V114H55ZM61 115H59V117H60ZM174 116V115H173ZM186 116V115H185ZM206 116V115H205ZM219 116V115H218ZM228 116V115H227ZM237 116H239V115H237ZM256 116V115H255ZM1 117V116H0ZM6 117V116H5ZM9 116H7V118H8ZM20 116H18V118H19ZM21 117H22V115H21ZM27 117V116H26ZM33 117V116H32ZM43 117H45V116H43ZM48 116H46V118H47ZM49 117H50V114H49ZM59 117H57L58 119H59ZM90 119H89V118ZM188 117V116H187ZM186 117V118H187ZM189 117H191L190 115H189ZM214 117H216V119L218 118L217 116H214ZM260 117H261V115H260ZM11 118V117H10ZM28 118H29V116H28ZM31 118V117H30ZM34 118H35V116H34ZM173 118V117H172ZM178 117L175 115V119H177ZM183 118H184V116H183ZM194 118V117H193ZM196 118V117H195ZM200 118V117H199ZM225 118V117H224ZM223 118V119H224ZM229 118H227V120L229 119ZM237 118V117H236ZM238 118H240V117H238ZM4 119V118H3ZM13 119V118H12ZM12 119L10 120L11 122H12ZM15 119V118H14ZM52 119H53V117H52ZM179 119V118H178ZM189 119V118H188ZM226 119V118H225ZM234 119H235V117H234ZM5 120V119H4ZM34 120V119H33ZM48 120V119H47ZM57 120V119H56ZM166 120V119H165ZM169 120V119H168ZM181 120V119H180ZM207 120V119H206ZM219 120V119H218ZM227 120H226V122H227ZM259 120V119H258ZM9 121V122H10ZM18 121V120H17ZM16 120H15V122H17ZM21 121V120H20ZM24 121H26V120H24ZM41 121V120H40ZM167 121V120H166ZM171 121V120H170ZM176 121H178V120H176ZM175 121V122H176ZM189 121V123L191 122V120H188ZM196 121H197V119H196ZM214 121V120H213ZM241 121V120H240ZM242 121H244V120H242ZM2 122V121H1ZM10 122V123H11ZM23 122V121H22ZM28 122V121H27ZM38 122V121H37ZM59 122V121H58ZM67 122V121H66ZM181 122V121H180ZM187 122V121H186ZM199 122H201V121H199ZM205 122V121H204ZM215 122V121H214ZM217 122V121H216ZM221 122H223V120L221 121ZM226 122H225V124H226ZM246 122H249V121H247L246 120ZM246 122L244 123V124H246ZM251 123H252V121H250ZM256 122V121H255ZM255 122L253 123V124H255ZM8 123V122H7ZM59 123H61V122H59ZM63 123H64V121H63ZM94 123H97V124H100V123H102L101 125H95ZM183 123V122H182ZM188 123V122H187ZM211 123H213V122H211ZM218 123H220V121L218 122ZM230 123V122H229ZM232 123V122H231ZM242 123V122H241ZM2 124H5V122L4 123H2ZM39 124V123H38ZM51 124H54V122L53 123H51ZM162 124V123H161ZM191 124V123H190ZM193 124H194V122H193ZM201 124V123H200ZM199 124V125H200ZM224 124V125H225ZM235 124V123H234ZM240 124V123H239ZM253 124H251V125H253ZM14 125H15V123H14ZM159 125V124H158ZM163 125V124H162ZM167 125V124H166ZM186 125V124H185ZM189 125V124H188ZM187 125V126H188ZM212 125H214V123L212 124ZM218 125V124H217ZM236 125V124H235ZM243 125V124H242ZM96 126V127H95ZM151 126V125H150ZM155 126V125H154ZM169 126V125H168ZM175 126V125H174ZM180 126V125H179ZM179 126H178V128H179ZM193 126V125H192ZM201 127H202V125H200ZM215 126V125H214ZM221 126V125H220ZM231 126V125H230ZM230 126H229V128H230ZM234 125H232V127H233ZM258 126H259V123H258ZM0 127H2V125L0 126ZM8 127V126H7ZM7 127H6V129H7ZM53 127V126H52ZM119 127V126H118ZM118 127H116V128H118ZM134 127V128H135ZM157 127H159V126H157ZM165 127V126H164ZM182 127V126H181ZM184 127V126H183ZM182 127V128H183ZM189 127V126H188ZM208 127V126H207ZM212 127V126H211ZM219 127V126H218ZM222 127H223V125L221 126V128H219V129H222ZM226 127V126H225ZM232 127H231V129H232ZM245 127V126H244ZM261 127V126H260ZM3 128H5V126L3 127ZM11 128H12V126H11ZM61 128H62V126H61ZM120 128V127H119ZM127 128H129V127H127ZM144 128V127H143ZM141 129V130H144V129ZM149 128V127H148ZM160 128V127H159ZM177 128V129H178ZM195 128V127H194ZM200 128V127H199ZM206 128V127H205ZM215 129H216V126L214 127ZM239 128V127H238ZM237 128V129H238ZM249 128V127H248ZM252 128V127H251ZM86 129H88L89 131H86ZM121 129V128H120ZM123 129V128H122ZM121 129V130H122ZM126 129V128H125ZM151 129H152V127H151ZM173 129V128H172ZM190 129V128H189ZM193 129V128H192ZM191 129V130H192ZM198 129V128H197ZM202 129V128H201ZM208 129V128H207ZM212 129V128H211ZM228 129V128H227ZM235 129V128H234ZM234 129H232V130H234ZM241 129V128H240ZM1 130L3 131V129L1 128ZM0 130V131H1ZM9 130V129H8ZM134 130H136V129H134ZM158 130V129H157ZM179 130V129H178ZM190 130V131H191ZM199 130V129H198ZM231 130V131H232ZM245 130V129H244ZM247 130V129H246ZM10 131V130H9ZM131 131V130H130ZM148 131V130H147ZM193 131H195L194 129H193ZM197 131V130H196ZM214 131V130H213ZM223 131H224V129H223ZM241 132L240 133H242V130H240ZM249 131V130H248ZM8 132V131H7ZM6 132V133H7ZM85 132H87L86 134H85ZM137 132V131H136ZM145 132H146V130H145ZM153 132V131H152ZM159 133H160V131H158ZM170 132V131H169ZM175 132V131H174ZM173 132V133H174ZM179 132V131H178ZM203 132H205V131H203ZM227 132V131H226ZM225 132V133H226ZM243 132H245V131H243ZM247 132V131H246ZM253 132V131H252ZM10 134H8V135H11V132H9ZM39 133H41V132H39ZM119 133V132H118ZM187 133V132H186ZM190 133V132H189ZM197 133V132H196ZM202 133V132H201ZM232 132H230V134H231ZM239 133V132H238ZM249 133V132H248ZM247 133V134H248ZM64 134H66V133H64ZM88 134V135H87ZM116 134H117V130H116ZM122 134V133H121ZM126 134V133H125ZM124 134V135H125ZM134 135H135V133H133ZM151 134V133H150ZM161 134V133H160ZM191 134H193V133H190V135ZM200 134V133H199ZM205 134V133H204ZM222 134H223V132H222ZM228 134H229V132H228ZM234 134V133H233ZM251 134V133H250ZM7 135V134H6ZM68 135V134H67ZM132 135V134H131ZM138 134H136V136H137ZM147 135V134H146ZM157 135V134H156ZM165 135V134H164ZM177 135V134H176ZM186 135V134H185ZM189 135V134H188ZM189 135V136H190ZM210 135H211V133H210ZM215 135V134H214ZM213 135V136H214ZM217 135V134H216ZM219 135H221V134H219ZM226 135V134H225ZM224 135V136H225ZM244 135H246V134H244ZM249 135V134H248ZM253 135V134H252ZM252 135H250V137L252 136ZM255 135V134H254ZM45 135H42V134H37V133H31V134H29L28 136H26V138L24 139V138H21L23 141H24V143L26 144V145H29L30 147H31V145H33V148H34V146H38V145H40V142H42L43 141V137H44ZM66 136V135H65ZM78 136V135H77ZM119 136V135H118ZM142 136V135H141ZM163 136V135H162ZM168 136V135H167ZM172 136V135H171ZM243 136V135H242ZM25 137V136H24ZM75 137V136H74ZM123 137V136H122ZM145 137V136H144ZM144 137H141V138H144ZM150 137H152V136H150ZM149 137V138H150ZM156 137V136H155ZM170 137V136H169ZM168 137V138H169ZM172 137H174V136H172ZM172 137H170V138H172ZM191 137V136H190ZM203 137H205V139H207L206 138V136H203ZM222 138H223V136H221ZM226 137H227V135H226ZM228 137H229V135H228ZM233 137V136H232ZM238 137V136H237ZM236 137V138H237ZM244 137V136H243ZM254 137V136H253ZM73 138V137H72ZM71 138V139H72ZM82 138V137H81ZM124 138V137H123ZM135 138V137H134ZM140 138V137H139ZM146 138V137H145ZM160 138V137H159ZM164 138V137H163ZM180 138V137H179ZM193 138H195V137H193ZM192 138V139H193ZM209 138H211V136L209 137ZM219 138H220V136H219ZM221 138V139H222ZM235 138V137H234ZM233 138V139H234ZM245 139H246V136L244 137ZM248 138H249V136H248ZM258 138H261V137H258ZM78 139H80V138H78ZM154 139V138H153ZM152 138H151V140H153ZM174 139V138H173ZM181 139V138H180ZM179 139V140H180ZM196 139H198L197 137H196ZM202 140H203V138H201ZM217 139V138H216ZM226 139V138H225ZM239 140L241 139V138H238ZM237 139V140H238ZM252 139V138H251ZM250 139V140H251ZM22 140H21V142H22ZM44 140H46V139H44ZM68 140V139H67ZM74 140H76V139H74ZM73 140V141H74ZM86 140H84V142L86 141ZM128 140V139H127ZM148 140V139H147ZM156 140V138L152 141L153 143H154V141ZM161 140V139H160ZM164 140V139H163ZM194 140V139H193ZM202 140H201V142H202ZM217 140H219V139H217ZM217 140H215V141H217ZM227 140H229V142H230V140L231 139H227ZM249 140V139H248ZM247 140V141H248ZM28 141L31 143V145L28 143ZM81 141V140H80ZM79 141V142H80ZM89 141V142H90ZM132 141V140H131ZM139 141H141V140H139ZM144 141V140H143ZM146 141V140H145ZM176 141V140H175ZM211 141V139L209 140V142ZM221 141V143H223L222 142V140H220ZM224 141V140H223ZM255 141V140H254ZM257 141V140H256ZM260 141V140H259ZM262 141H264L263 139H262ZM262 141H261V143H262ZM82 142V141H81ZM83 142V143H84ZM130 142V141H129ZM133 142V141H132ZM136 142V141H135ZM138 142V141H137ZM142 142V141H141ZM147 142V141H146ZM149 142V141H148ZM157 142V141H156ZM159 142H161V141H159ZM163 142V141H162ZM183 142V141H182ZM181 142V143H182ZM194 142V141H193ZM237 142V141H236ZM243 142V141H242ZM246 142V141H245ZM78 143V142H77ZM87 143V145H89L88 144V142H86ZM145 143V142H144ZM158 143V142H157ZM157 143H156V145H157ZM168 143V142H167ZM174 143V142H173ZM186 143V142H185ZM200 143V142H199ZM211 143H212V141H211ZM215 143V142H214ZM220 143V144H221ZM228 143V142H227ZM230 143H232V142H230ZM256 143H258V142H256ZM71 144V143H70ZM91 144V143H90ZM127 145H128V143H126ZM170 144H172V143H170ZM204 144V143H203ZM213 144V143H212ZM236 144V143H235ZM238 144H239V142H238ZM241 144H243V143H241ZM245 144V143H244ZM1 145V144H0ZM74 145H76V143L74 144ZM86 145V146H87ZM135 145H137V144H135ZM152 145V144H151ZM150 145V146H151ZM161 145V144H160ZM163 145V144H162ZM178 145H180V144H178ZM197 145V144H196ZM210 145V144H209ZM216 145V144H215ZM226 145V144H225ZM237 145V144H236ZM235 145V146H236ZM254 145H256L255 143H254ZM2 146H4V145H2ZM78 146V145H77ZM82 146H84V147H86L85 145H82ZM129 146V145H128ZM144 146V145H143ZM147 146V145H146ZM149 146V145H148ZM147 146V147H148ZM164 146V145H163ZM188 146V145H187ZM218 146V145H217ZM228 146H230V145H228ZM233 146H234V142H233ZM263 146H264V144H263ZM39 147V146H38ZM38 147H35V148H38ZM80 147H81V145H80ZM84 147H83V149H84ZM88 147V146H87ZM115 147V148H116ZM126 147V146H125ZM135 147H137V146H135ZM140 147V146H139ZM141 147H142V145H141ZM155 147V146H154ZM153 147V148H154ZM178 147V146H177ZM183 147V146H182ZM191 147V146H190ZM203 147V146H202ZM216 147V146H215ZM222 147V146H221ZM226 147V146H225ZM244 147V146H243ZM242 147V148H243ZM260 147V146H259ZM3 148V147H2ZM123 148H124V146H123ZM122 148V149H123ZM131 148V147H130ZM134 148V147H133ZM150 148V147H149ZM157 148V147H156ZM214 148V147H213ZM223 148V147H222ZM233 148V147H232ZM238 148V150H239V147H237ZM246 148V147H245ZM256 148H258V147H256ZM88 149V148H87ZM105 149V150H106ZM129 149V148H128ZM142 149V148H141ZM151 149H152V147H151ZM183 149H185V148H183ZM190 149V148H189ZM197 149V148H196ZM211 149V148H210ZM221 149V148H220ZM251 149V148H250ZM260 149V148H259ZM264 149V148H263ZM119 150V149H118ZM121 150V149H120ZM182 150V149H181ZM222 150V149H221ZM224 150V149H223ZM232 150V149H231ZM230 150V151H231ZM237 150V149H236ZM247 150V149H246ZM253 150V149H252ZM258 150V149H257ZM108 151V150H107ZM106 151V152H107ZM110 151V150H109ZM114 151H115V149H114ZM124 151H127V149L126 150H124ZM123 151V152H124ZM129 152H130V150H128ZM133 152H134V150H132ZM135 151H136V149H135ZM139 151V150H138ZM151 151H153L154 152V149L153 150H151ZM159 151V153H160V150H158ZM157 151V152H158ZM163 151V150H162ZM161 151V152H162ZM212 152H213V150H211ZM225 151V150H224ZM227 151H229V150H227ZM262 151V150H261ZM93 152V151H92ZM93 152V153H94ZM104 152V151H103ZM120 152V151H119ZM122 152V151H121ZM122 152V153H123ZM148 152H149V150H148ZM152 152V153H153ZM156 152V151H155ZM204 152V151H203ZM223 152V151H222ZM233 152V151H232ZM242 152H244V151H242ZM252 152V151H251ZM250 152V153H251ZM255 152V151H254ZM109 153V152H108ZM111 153V152H110ZM135 153V152H134ZM133 153V154H134ZM138 153V152H137ZM165 153H166V150H165ZM164 153V154H165ZM176 153V152H175ZM209 153V152H208ZM215 153V152H214ZM214 153H212V154H214ZM230 153V152H229ZM237 153H238V151H237ZM256 153V152H255ZM257 153H258V151H257ZM260 153H262V152H260ZM260 153H258V154H260ZM126 154V153H125ZM163 154V153H162ZM170 154V153H169ZM201 154V153H200ZM206 154V153H205ZM220 154V153H219ZM222 154V153H221ZM220 154V155H221ZM236 154V153H235ZM234 154V155H235ZM240 154V153H239ZM263 155H264V153H262ZM92 155V154H91ZM99 156H100V154H98ZM106 155V154H105ZM104 155V156H105ZM121 155V154H120ZM122 155H124V154H122ZM131 155V154H130ZM157 155V154H156ZM158 155H160V154H158ZM166 155H168L167 153H166ZM173 155V154H172ZM185 155V154H184ZM195 155V154H194ZM197 155H199V154H197ZM208 156H209V154H207ZM211 155V154H210ZM217 155V154H216ZM223 155V154H222ZM225 155H228V153L227 154H225ZM225 155H224V157H225ZM233 155V156H234ZM245 155V154H244ZM243 155V156H244ZM261 155V154H260ZM56 156V155H55ZM97 156V155H96ZM102 156H103V154H102ZM143 156V155H142ZM163 156V155H162ZM200 156V155H199ZM204 156V155H203ZM215 156V155H214ZM236 156V155H235ZM250 156V155H249ZM262 156V155H261ZM261 156H260V158H261ZM101 157V156H100ZM120 157V156H119ZM125 157V156H124ZM128 157H129V155H128ZM136 157V156H135ZM134 157V158H135ZM164 157V156H163ZM172 157V156H171ZM180 157V156H179ZM185 157V156H184ZM236 157H238V156H236ZM246 157V156H245ZM248 157V156H247ZM130 158H133L132 156L130 157ZM140 158V157H139ZM143 158V157H142ZM160 158H161V156H160ZM215 158V157H214ZM213 158V159H214ZM223 158V157H222ZM239 158V157H238ZM240 158H242V156L240 157ZM249 158H252V157H249ZM255 158H257V157H255ZM126 159H128V158H126ZM200 159V158H199ZM208 159H210V158H208ZM218 158H216V160H217ZM224 159V158H223ZM234 159V158H233ZM248 159V158H247ZM253 159V158H252ZM103 160V159H102ZM118 160V159H117ZM140 160V159H139ZM181 160V159H180ZM221 160V159H220ZM219 160V161H220ZM225 160V159H224ZM224 160H221L222 162L224 161ZM235 160V159H234ZM246 160V159H245ZM244 160V161H245ZM260 160H262L263 161V158L262 159H260ZM111 161H112V159H111ZM123 161V163L124 162H126V161H124V160H122ZM150 161V160H149ZM189 161V160H188ZM204 161V160H203ZM206 161V160H205ZM212 161V160H211ZM231 161V160H230ZM114 162V161H113ZM129 162V161H128ZM131 162V161H130ZM138 162V161H137ZM210 162V161H209ZM216 162V161H215ZM214 162V163H215ZM229 162V161H228ZM232 162V161H231ZM236 162H239V161H236ZM241 162V161H240ZM253 162V161H252ZM255 162V161H254ZM254 162H253V165H254ZM118 163H120V162H118ZM139 163H141V162H139ZM150 163V162H149ZM208 163V162H207ZM220 163V162H219ZM226 163V162H225ZM225 163H223V164H225ZM232 163H234V162H232ZM242 163H243V161H242ZM246 163H247V161H246ZM249 163V165H247L246 164V167H248V168H250L249 166H251L250 165V162H248ZM263 163V162H262ZM91 164V163H90ZM124 164H126V163H124ZM130 164V163H129ZM129 164H127V165H129ZM132 164V163H131ZM130 164V165H131ZM146 164H148V163H146ZM210 164V163H209ZM213 163H211V165H212ZM220 164H222V163H220ZM229 164V163H228ZM236 164V163H235ZM235 164H233V166L235 165ZM245 164V163H244ZM252 164V163H251ZM256 164V163H255ZM105 165H107L106 163L104 164V166ZM111 165H113V164H111ZM121 165H123V164H121ZM231 165V164H230ZM252 165V166H253ZM114 166H115V164H114ZM113 166V167H114ZM118 166H120V164L118 165ZM124 166V165H123ZM229 166V165H228ZM232 166V167H233ZM243 166V165H242ZM245 166V165H244ZM251 166V167H252ZM111 167V166H110ZM126 167H128V166H126ZM145 167V166H144ZM227 167V166H226ZM230 167V166H229ZM235 167V166H234ZM239 167V166H238ZM237 167V168H238ZM245 167V169H247ZM254 167V166H253ZM252 167V168H253ZM105 168V167H104ZM116 168H118V167H116ZM116 168H114V169H116ZM124 168V167H123ZM130 169H131V167H129ZM147 168H149V166L147 167ZM189 168V167H188ZM221 168H223L222 166H221ZM231 168V167H230ZM242 168V167H241ZM244 168V167H243ZM252 168L251 169H248V170H251L252 171ZM259 168V167H258ZM262 168V167H261ZM108 169V168H107ZM186 169V168H185ZM207 169V168H206ZM255 169H256V167H255ZM260 169V168H259ZM110 170H112V169H110ZM119 170V169H118ZM124 170V169H123ZM129 170V169H128ZM134 170V169H133ZM149 170V169H148ZM148 170H146L145 171V173L148 171ZM184 170V169H183ZM188 170V169H187ZM225 170H227V169H225ZM234 170H235V168H234ZM234 170H230V171H233V172H235ZM240 170V169H239ZM254 170V169H253ZM261 170H263V169H261ZM102 171H105V170H102ZM107 171V170H106ZM130 171V170H129ZM138 171V170H137ZM244 170H242V172H243ZM255 171V170H254ZM258 171V170H257ZM257 171H255V172H257ZM115 172H117V171H115ZM139 172V171H138ZM228 172H229V170H228ZM233 172H231V173H233ZM250 172V171H249ZM264 172V171H263ZM109 173V172H108ZM121 173V172H120ZM120 173H118V174H120ZM124 173V172H123ZM127 173H129V172H127ZM132 173V172H131ZM134 173V172H133ZM140 173V172H139ZM138 173V174H139ZM142 173V172H141ZM140 173V174H141ZM238 173V172H237ZM244 173H246V171L244 172ZM247 173H248V171H247ZM261 173V172H260ZM107 174V173H106ZM112 174V173H111ZM138 174H136V175H138ZM229 174V173H228ZM242 174V173H241ZM240 174V175H241ZM254 174V173H253ZM257 174V173H256ZM258 174H259V172H258ZM262 174V173H261ZM264 174V173H263ZM262 174V175H263ZM108 175V174H107ZM110 175V174H109ZM131 175H133V174H131ZM227 175V174H226ZM239 175V176H240ZM247 174H245V176H246ZM255 175V174H254ZM132 177V176H130V175H127V177ZM232 176H233V174H232ZM232 176L230 177L229 176V178H231L232 179ZM238 176V177H239ZM257 176V175H256ZM110 177V176H109ZM115 177V176H114ZM113 177V178H114ZM118 177V176H117ZM121 177V176H120ZM119 177V178H120ZM123 177V176H122ZM142 176L140 175V178H141ZM241 177V176H240ZM112 178V177H111ZM110 178V179H111ZM124 178V177H123ZM125 178H126V176H125ZM134 178H136V177H134ZM134 178H133V180H134ZM252 178H254V177H252ZM261 178H264V177H261ZM241 179V178H240ZM246 179H247V177H246ZM260 179V178H259ZM112 180H114V179H112ZM130 180V179H129ZM132 180V179H131ZM131 180H130V182H131ZM225 180H226V177H225ZM229 180V179H228ZM242 180V179H241ZM251 180V179H250ZM249 180V181H250ZM256 180V179H255ZM258 180V179H257ZM261 180V179H260ZM115 181V180H114ZM230 181V180H229ZM228 181V182H229ZM233 181H234V179H233ZM232 181V182H233ZM244 182H245V180H243ZM253 181H254V179H253ZM253 181L251 182V183H253ZM121 182V181H120ZM123 182H125V180H123ZM134 182V181H133ZM138 182V181H137ZM140 182V181H139ZM234 182H236V181H234ZM241 182V181H240ZM122 183V182H121ZM226 183H227V181H226ZM237 183V182H236ZM250 183V184H251ZM255 183H256V181H255ZM260 183V182H259ZM74 184V183H73ZM129 184V183H128ZM127 184V185H128ZM131 184V183H130ZM142 184V183H141ZM229 184H230V182H229ZM232 184V183H231ZM240 184V183H239ZM262 184V183H261ZM29 185V184H28ZM126 185V186H127ZM236 185V184H235ZM243 185H244V183H243ZM245 185H246V182H245ZM244 185V186H245ZM43 186V185H42ZM61 186V185H60ZM237 186V185H236ZM242 186V185H241ZM251 186V185H250ZM254 186H255V184H254ZM263 186H264V184H263ZM238 187V186H237ZM237 187H236V189H237ZM256 187V186H255ZM81 188V187H80ZM136 188V187H135ZM243 187H241V189H242ZM253 188V187H252ZM247 189H248V187H247ZM79 190V189H78ZM110 190V189H109ZM131 190V189H130ZM243 190H244V188H243ZM50 191H51V189H50ZM115 191V190H114ZM125 191V190H124ZM242 191V190H241ZM249 191V190H248ZM251 191V190H250ZM29 192V191H28ZM56 192V191H55ZM244 192V191H243ZM246 192H247V190H246ZM253 192V191H252ZM54 193V192H53ZM52 193V194H53ZM60 193V192H59ZM87 193V192H86ZM138 193V192H137ZM51 194V195H52ZM61 194V193H60ZM80 194V193H79ZM83 194V193H82ZM92 194V193H91ZM115 195V194H114ZM43 196V195H42ZM91 196V195H90ZM135 196V195H134ZM60 197V196H59ZM63 197V196H62ZM131 197V196H130ZM129 197V198H130ZM69 198V197H68ZM80 198V197H79ZM82 198V197H81ZM80 198V199H81ZM84 198V197H83ZM103 198V197H102ZM85 199V198H84ZM134 199V198H133ZM135 199H137L136 197H135ZM38 200V199H37ZM45 200V199H44ZM43 200V201H44ZM79 200V199H78ZM83 200V199H82ZM89 200V199H88ZM91 200V199H90ZM93 200V199H92ZM91 200V201H92ZM98 200V199H97ZM76 201H77V199H76ZM132 201V200H131ZM20 202V201H19ZM75 202V201H74ZM80 202H81V200H80ZM83 202V201H82ZM86 202V201H85ZM138 202V201H137ZM141 202V201H140ZM51 203V202H50ZM77 203V202H76ZM88 204H89V202H87ZM139 203V202H138ZM29 204V203H28ZM31 204V203H30ZM40 204V203H39ZM71 204V203H70ZM80 204V203H79ZM84 204V203H83ZM76 205V204H75ZM80 205H82V204H80ZM112 205V204H111ZM20 206V205H19ZM43 206V205H42ZM70 206H72V205H70ZM79 206V205H78ZM105 207V206H104ZM108 207H110V206H108ZM137 207V206H136ZM84 208V207H83ZM91 208V207H90ZM114 208V207H113ZM221 208V207H220ZM29 209V208H28ZM97 209V208H96ZM108 209V208H107ZM222 209V208H221ZM224 209V208H223ZM226 209V211L228 212V210H227V208H225ZM18 210V209H17ZM17 210H15V211H17ZM84 210V209H83ZM89 210V209H88ZM106 211V210H105ZM131 211V210H130ZM14 212V211H13ZM143 212V211H142ZM209 212V211H208ZM18 213V212H17ZM32 213V212H31ZM38 213V212H37ZM97 213V212H96ZM118 213V212H117ZM207 213V212H206ZM224 213V212H223ZM100 214V213H99ZM215 214V213H214ZM213 214V215H214ZM216 214H217V212H216ZM20 215V214H19ZM83 215V214H82ZM109 215V214H108ZM218 215V214H217ZM222 215V214H221ZM228 215V214H227ZM76 216V215H75ZM78 216V215H77ZM87 216H89V215H87ZM86 216V217H87ZM101 216V215H100ZM120 216H121V214H120ZM216 216V215H215ZM220 216V215H219ZM109 217V216H108ZM221 217V216H220ZM223 217H224V215H223ZM214 218V217H213ZM66 219V218H65ZM99 219V218H98ZM218 219V218H217ZM104 220V219H103ZM122 220V219H121ZM119 221V220H118ZM7 223V222H6ZM33 223V222H32ZM53 224V223H52ZM60 224V223H59ZM13 228V227H12ZM10 229V228H9ZM10 231V230H9ZM36 231V230H35ZM57 231V230H56ZM14 232V231H13ZM58 232V231H57ZM70 232V231H69ZM59 233V232H58ZM34 235L32 236V246H33V249H34V251L35 252H37V253H35L36 254V256L38 257V259L39 260H41V262H43L44 264H60V262L61 261H65V259L67 258V257H70L71 259V261H72V257H74L73 256V250H75V249H73L72 248V246L71 245H69L68 244V242L65 240V239H62V237L60 238L56 233H54L53 231H49V230H47V229H40V230H37L35 233H33ZM64 234V233H63ZM63 236V235H62ZM63 238H65L64 236H63ZM13 240H15V238L13 239ZM12 240V241H13ZM94 240V239H93ZM11 241V242H12ZM16 242V241H15ZM13 243V242H12ZM70 243V242H69ZM102 243V242H101ZM10 244V243H9ZM97 244V248L98 249H102L101 248V246H102V244H101V246L99 245L100 243L98 242V243H96ZM16 245V244H15ZM111 245V244H110ZM17 246V245H16ZM103 246H105V245H103ZM106 246H107V244H106ZM109 246V245H108ZM117 246V245H116ZM109 247H111V246H109ZM112 248V247H111ZM109 248H107V250H108ZM105 250H106V248H105ZM105 250H103L102 252V254H100L99 255V258H97V260L96 261H94L95 263H93V264H112L111 262V259H112V256H110V254L108 253V251L107 252H104ZM113 250V249H112ZM98 251V250H97ZM75 252H77V251H75ZM77 254V253H76ZM85 254V253H84ZM92 254V253H91ZM82 256V255H81ZM103 257L102 259H100L101 257ZM110 257H111V259H110ZM36 258V257H35ZM77 258V257H76ZM79 258V257H78ZM82 258H84V257H82ZM67 260V259H66ZM92 261V262H93ZM34 262H35V259H34ZM37 262V261H36ZM68 261H66V263H67ZM62 263V262H61ZM64 263V262H63ZM70 263V262H69ZM68 263V264H69ZM38 264H41V263H38Z\"/></svg>","mask_w":264,"mask_h":264}]
</instances>
